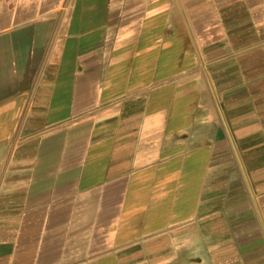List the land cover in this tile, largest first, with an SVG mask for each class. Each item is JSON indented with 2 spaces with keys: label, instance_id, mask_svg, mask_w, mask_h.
I'll use <instances>...</instances> for the list:
<instances>
[{
  "label": "crops",
  "instance_id": "1",
  "mask_svg": "<svg viewBox=\"0 0 264 264\" xmlns=\"http://www.w3.org/2000/svg\"><path fill=\"white\" fill-rule=\"evenodd\" d=\"M0 264H264V0H0Z\"/></svg>",
  "mask_w": 264,
  "mask_h": 264
}]
</instances>
